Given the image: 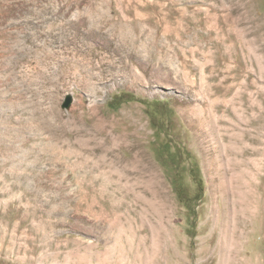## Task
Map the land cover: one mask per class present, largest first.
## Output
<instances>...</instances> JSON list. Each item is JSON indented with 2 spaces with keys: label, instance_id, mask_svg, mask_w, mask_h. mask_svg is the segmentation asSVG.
I'll return each instance as SVG.
<instances>
[{
  "label": "rangeland",
  "instance_id": "rangeland-1",
  "mask_svg": "<svg viewBox=\"0 0 264 264\" xmlns=\"http://www.w3.org/2000/svg\"><path fill=\"white\" fill-rule=\"evenodd\" d=\"M263 128L264 0H0V264H264Z\"/></svg>",
  "mask_w": 264,
  "mask_h": 264
},
{
  "label": "bare ground",
  "instance_id": "bare-ground-1",
  "mask_svg": "<svg viewBox=\"0 0 264 264\" xmlns=\"http://www.w3.org/2000/svg\"><path fill=\"white\" fill-rule=\"evenodd\" d=\"M256 122V121H255ZM215 131V129H213ZM264 130V128H263ZM79 131V130H78ZM81 131V130H80ZM259 134L262 135L261 132H259ZM251 142L252 143H257L258 142V139L257 138H254V139H251ZM135 145V144H134ZM136 146V145H135ZM139 146V145H138ZM134 146H131V150H134L135 148H133ZM122 148V147H121ZM236 150H240V142H239V145L237 147ZM136 151V150H135ZM251 151H255V149H251ZM228 152H233V149L232 147H230L228 149ZM133 153V152H132ZM239 153V152H238ZM247 153V152H246ZM238 155V154H237ZM135 159L139 161L142 160L144 161V156L141 154V152H138L137 154H135ZM238 158H239V155H238ZM255 162L252 160V162H246V161H243V160H240V158L238 159V162H237V165H236V168L232 171L233 172V177L230 178L228 177V172L224 173L223 175L221 174V172L219 171V168H216V169H213L212 172H213V175L216 179V183L213 182L215 185H216V189L220 190V186L222 187L221 188V193L222 195L225 196V201H226V198H230V199H233L234 201V206H242L244 205L245 206V201L247 200V194L246 192L244 191V187L246 186V183H245V180L244 178L246 176H249L250 179H251V183L253 185V182H254V174L250 171H247V170H241L242 169V166L243 165H251V166H254ZM221 181V182H220ZM210 183H212V181H210ZM213 186V185H211ZM229 194V195H228ZM229 201V200H228ZM248 202V201H247ZM101 203V202H100ZM99 203V204H100ZM229 202L228 203H225L224 204V207L227 208ZM233 206V205H231ZM231 206L229 205L228 207V210L230 211L231 209H234L233 207L231 208ZM235 206V207H236ZM248 206V204H247ZM246 206V207H247ZM223 207V208H224ZM239 207V206H238ZM241 209V208H239ZM227 210V211H228ZM246 210V209H245ZM242 211V209L240 210ZM237 212V211H236ZM243 212V211H242ZM245 212V211H244ZM247 212V211H246ZM231 213V212H230ZM233 213V212H232ZM245 214V213H244ZM234 216V215H233ZM241 220V219H240Z\"/></svg>",
  "mask_w": 264,
  "mask_h": 264
},
{
  "label": "water",
  "instance_id": "water-1",
  "mask_svg": "<svg viewBox=\"0 0 264 264\" xmlns=\"http://www.w3.org/2000/svg\"><path fill=\"white\" fill-rule=\"evenodd\" d=\"M71 103H72V99L71 97H69L64 105L65 108H69L71 106Z\"/></svg>",
  "mask_w": 264,
  "mask_h": 264
}]
</instances>
